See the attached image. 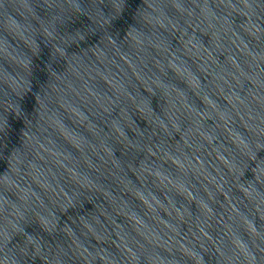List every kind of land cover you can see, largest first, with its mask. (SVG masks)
Segmentation results:
<instances>
[{
	"label": "water",
	"instance_id": "95a60500",
	"mask_svg": "<svg viewBox=\"0 0 264 264\" xmlns=\"http://www.w3.org/2000/svg\"><path fill=\"white\" fill-rule=\"evenodd\" d=\"M0 264H264V0H0Z\"/></svg>",
	"mask_w": 264,
	"mask_h": 264
}]
</instances>
